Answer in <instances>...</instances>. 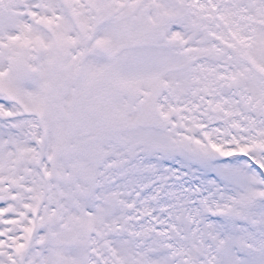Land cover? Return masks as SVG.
<instances>
[{"label": "snow or ice", "instance_id": "obj_1", "mask_svg": "<svg viewBox=\"0 0 264 264\" xmlns=\"http://www.w3.org/2000/svg\"><path fill=\"white\" fill-rule=\"evenodd\" d=\"M0 264H264V0H0Z\"/></svg>", "mask_w": 264, "mask_h": 264}]
</instances>
